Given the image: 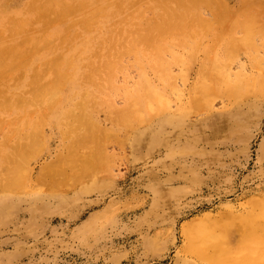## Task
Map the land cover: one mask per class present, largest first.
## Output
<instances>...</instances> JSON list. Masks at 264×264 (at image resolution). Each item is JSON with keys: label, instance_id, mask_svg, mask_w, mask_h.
<instances>
[{"label": "rangeland", "instance_id": "1", "mask_svg": "<svg viewBox=\"0 0 264 264\" xmlns=\"http://www.w3.org/2000/svg\"><path fill=\"white\" fill-rule=\"evenodd\" d=\"M241 7L249 9L250 13L246 9L242 11ZM224 10L236 15L231 12L232 19L228 18ZM238 10L242 17L237 15ZM203 17L212 19L214 25H209L212 29L208 26L210 21L207 24ZM255 17L259 18H256L257 23ZM222 19L232 24L223 23ZM243 23L246 25H241ZM250 26L253 27L249 29ZM253 28L261 33L257 30L251 33ZM223 29L224 34H230L222 35ZM177 34H182L185 40H179ZM247 34L254 41L250 40V48L249 42L244 41ZM263 34L264 0H0V264H221L229 259L233 261V257L236 260L229 264H243V260H249L244 264H264ZM217 38L224 41L220 39V44ZM233 39L237 41L234 44ZM175 45L179 47L176 49ZM232 45L246 48L239 51ZM252 45L257 48L255 51ZM179 56L181 61L175 59ZM217 63L224 66L213 68ZM164 64L169 67L158 70ZM109 69L113 70L111 74ZM207 69L215 73V81L212 82V73L208 74L212 80H207ZM144 77L162 89L165 101L162 111H147L134 104L136 99L141 101L136 94ZM108 78L113 85L108 83ZM231 85L235 86L234 93L227 92ZM209 91L212 94H208ZM199 102L206 104L207 109ZM89 120L92 123H86ZM109 132L120 133L116 135L120 140L114 137L111 144L108 140L113 137ZM36 134L38 138L33 136ZM39 137L41 147L37 145ZM91 137H95L93 145ZM115 140H119L118 143ZM100 142L103 143L100 145ZM29 145H35V152ZM23 147L32 150L30 155H24L28 152L25 151L24 158ZM96 148V154L87 157ZM98 151L102 157L98 156ZM71 157H79L81 161ZM90 157L92 162L87 159ZM16 158L21 159L19 162L24 168L17 165ZM84 159L89 160L90 165ZM83 162L88 164L87 168L97 167L93 168L96 171L90 169L94 174L84 175L86 165L79 166ZM77 164L79 169H85L80 171ZM17 166L19 170L15 169ZM10 168H13L11 172ZM64 169L67 172L63 174ZM68 173L72 178L76 174L77 179L80 176L83 179L77 181L74 177L70 182ZM11 176L17 185L23 186H18L20 190ZM5 182L12 188L16 186L14 189L20 192L11 187L4 190ZM185 228L192 231L190 237ZM252 231H257L256 236L263 235V239L253 233L250 237L248 233ZM245 234L251 241L248 237L247 241L243 239L244 243L241 240V245L239 238H245ZM246 251L252 253L250 259ZM236 252H240V256ZM237 257L243 258L242 261L238 262Z\"/></svg>", "mask_w": 264, "mask_h": 264}, {"label": "bare ground", "instance_id": "2", "mask_svg": "<svg viewBox=\"0 0 264 264\" xmlns=\"http://www.w3.org/2000/svg\"><path fill=\"white\" fill-rule=\"evenodd\" d=\"M203 1H206V0H203ZM213 1H214V0H213ZM187 2H188V1H187ZM189 2H190V1H189ZM210 2H211V1H210ZM248 2L250 3L251 1H248ZM190 3H191V2H190ZM192 3H193V2H192ZM253 3H254V2H253ZM170 4H172V3H170ZM204 4H205V3H204ZM206 4H207V3H206ZM210 4H211V3H210ZM218 4H219V3H218ZM218 4H217V5H218ZM254 4H255V3H254ZM186 5H187V4H186ZM207 5H209V4H207ZM224 5H225V7L227 6L226 4H224ZM200 6H201V2H200ZM203 6H204V5L202 4V7H203ZM209 6H210V5H209ZM209 6H208V8H209ZM250 6H251V5H250ZM187 7H188V5L186 6V8H187ZM211 7H212V6H211ZM259 7H260V6H259ZM189 8H190V7H189ZM226 8L228 9V6H227ZM226 8H225V10H227ZM241 8H242V7H241ZM176 9H177V8H176ZM176 9H175V10H176ZM190 9H191V8H190ZM206 9H207V8H205L204 10H206ZM244 9H246L247 11L249 10V9H247V8H242V11H243ZM259 9H260V8H259ZM173 10H174V9H173ZM187 10H189V9H187ZM191 10H192V9H191ZM195 10H197V8H196ZM201 10H202V9H201ZM208 10H209V9H208ZM210 10H211V9H210ZM225 10H224V11H225ZM246 10H245V13L248 14L249 11L246 12ZM60 11H61V10H60ZM146 11H147V10H146ZM170 11H172V10H170ZM177 11H178V10H177ZM183 11H184V10H183ZM202 11H203V10H202ZM217 11H218V9H217ZM242 11H241V12H242ZM250 11H252V10H250ZM189 12H190V11H189ZM189 12H188V13H189ZM198 12H199V11H198ZM212 12H213V11H212ZM226 12H227V11H225V13H224L225 15H226ZM231 12H232V11H231ZM231 12H230V13H231ZM238 12H239V10H238ZM254 12H257V11H254ZM254 12H253V13H254ZM217 13H218V12H217ZM227 13H228V15H229V16L227 15V17H228V18H231V19H232V16H231L232 13H233L234 15H236L234 12H232L231 14H230L229 12H227ZM249 13H250V12H249ZM201 14H204V13H201ZM207 14H211V13H207ZM224 14H223V15H224ZM242 14H243V13H242ZM247 14H246V15H247ZM261 14H262V13H261ZM99 15H100V14H99ZM176 15H177V12H176ZM211 15H212V14H211ZM214 15H215V14H214ZM214 15L212 16L213 18L215 17ZM216 15H217V14H216ZM237 15H241L240 12H239V14L237 13ZM243 15H244V14H243ZM252 15H253V14H252ZM27 16H28V15H27ZM181 16H182V15H181ZM206 16H208V15H206ZM209 16H210V15H209ZM221 16H222V14H220V18H221ZM261 16H262V15H261ZM170 17H171V16H170ZM197 17H198V16H197ZM210 17H211V16H210ZM217 17H219V16H216V18H217ZM223 17L225 18V16H223ZM238 17H239V16H238ZM241 17H242V15H241ZM251 17H252V16H251ZM171 18H172V17H171ZM203 18H204V17H203ZM207 18H208V17H207ZM234 18H235V17H233V20H234ZM236 18H237V17H236ZM236 18H235V19H236ZM239 18H240V17H239ZM244 18H245V16H244ZM244 18H243V19H244ZM248 18H249V15H248ZM248 18H245V19L248 20ZM252 18H254V17H252ZM256 18H258V17H255V20H256L255 23H257V21H258ZM262 18H263V17H262ZM179 19H180V18H179ZM182 19H183V18L181 17V20H182ZM184 19L186 20V18H184ZM201 19H202V18H201ZM204 19H205V18H204ZM204 19H203L202 22H204ZM237 19H238V18H237ZM240 19H241V18H240ZM240 19H238V20H240ZM258 19H259V18H258ZM155 20H156V19H155ZM165 20H166V19H165ZM193 20H194V19H193ZM205 20L207 21V22H206L207 24L209 23L208 21H210V24H208V26H209V25L211 26V23H212V25H214L213 22L211 21L212 19H211V20H209V19H208V20L205 19ZM214 20H215V19H214ZM218 20H219V19H218ZM225 20H227V18H225ZM225 20L222 19L223 23L229 22V21H226V22H225ZM247 20H246V21H247ZM249 20H251V18H250ZM253 20H254V19H253ZM255 20H254V21H255ZM183 21H184V20H183ZM183 21H181V22L183 23ZM191 21H192V20H191ZM195 21H196V20H195ZM200 21H201V20H200ZM219 21H220V20H219ZM243 21H244V20H243ZM243 21H242V22H243ZM251 21H252V20H251ZM251 21H250V23H251ZM261 21H262V20H261ZM261 21H260V22H261ZM177 22H178V21H177ZM177 22H176V23H177ZM189 22H190V21H189ZM230 22H231V21H230ZM230 22H229V23H226V24H228V25H229V24H232V22H231V23H230ZM240 22H241V21H240ZM247 22H249V21H247ZM247 22H246V23H247ZM252 22H253V21H252ZM161 23H162V22H161ZM217 23H218V22H217ZM220 23H222V22H220ZM246 23H243V24H241V25L244 26V25H246ZM157 24H158V23H157ZM170 24H171V23H170ZM183 24H185V23H183ZM192 24H193V21H192ZM207 24H205V25H207ZM251 24L253 25V23H251ZM166 25H167V24H166ZM176 25H177V24H175V22H174V25H173V26H176ZM178 25H179V23H178ZM194 25H195V24H194ZM199 25H200V24H199ZM224 25H225V24H224ZM228 25H226V26L228 27ZM247 25H248V23H247ZM258 25L261 26V24H258ZM184 26H185V25H184ZM184 26H183L182 30H184ZM190 26H191V25H190ZM195 26H196V25H195ZM210 26H209V28L212 29V28H211L212 26H211V27H210ZM226 26H225V29L228 30V28H230V27L226 28ZM230 26H231V25H230ZM239 26H240V25H239ZM243 26H242V27H243ZM253 26L256 27L257 25H253ZM253 26H250L249 29H250L251 27H253ZM171 27H172V26H171ZM181 27H182V26H181ZM201 27H202V25H201ZM203 27H204V26H203ZM233 27H235V26H233ZM236 27H237V26H236ZM240 27H241V26H240ZM246 27H247V26H246ZM156 28H157V26H156ZM189 28H190V27H189ZM162 29H164V28H162ZM170 29H171V28H170ZM170 29H169V30H170ZM204 29H206V26H205ZM210 29H208L207 32H208V31L210 32ZM220 29H222V28H220ZM233 29H234V28H233ZM233 29H232V30H233ZM236 29H237V28H236ZM173 30H174V28H173ZM173 30H171V31H173ZM182 30H181V31H182ZM251 30H252L251 33H253V32H254L255 30H257V29L254 30V28H253V29H251ZM253 30H254V31H253ZM200 31H201V30H200ZM213 31H214V30H213ZM216 31H217V28H216ZM223 31H224V29H223L221 32H220V31H219V32L222 33V35L230 34L229 32L224 34ZM234 31H235V29H234ZM234 31H233V32H234ZM237 31H238V30H237ZM165 32H166V29H165ZM194 32H195L196 34H198L195 30H194ZM207 32H206V33H207ZM226 32H227V31H226ZM230 32H231V31H230ZM257 32H260V31L257 30ZM176 33H177V32H176ZM182 33H183V31H182ZM187 33H188V32H187ZM211 33H213V32H211ZM211 33H210V34H211ZM244 33H245V32H244ZM244 33H243V34H244ZM246 33H247V32H246ZM251 33H248V34H251ZM260 33H261V32H260ZM260 33H259V34H260ZM147 34H148V30H147ZM147 34H146V35H147ZM167 34H168V33H167ZM171 34H173V33L171 32L169 35L171 36ZM183 34H184V33H183ZM210 34H209V35H210ZM234 34H235V33H234ZM234 34H232V35H234ZM240 34H241V33H240ZM240 34H239V35H240ZM248 34H247V36H248ZM257 34H258V33H257ZM257 34H256V35H257ZM161 35H162V34H161ZM179 35H180V34H179ZM179 35L177 34V37H179ZM189 35H190V34H189ZM191 35H192V34H191ZM205 35H207V34H205ZM220 35H221V34H220ZM237 35H238V34H237ZM261 35H262V34H261ZM263 35H264V34H263ZM143 36H145V35H143ZM193 36H194V34H193ZM193 36H192V37H193ZM202 36H203V35H202ZM207 36H208V35H207ZM211 36H212V35H211ZM244 36H245V35H243V37H242V38H243L242 41H241L242 43H243V40H244V38H245ZM249 36H250V38L248 39L249 41H247L246 39H247ZM249 36L244 40V41H246L245 44H246L247 42H249V44H247L248 47L251 45V42H250V40H251V35H249ZM253 36H254V35H253ZM257 36H258V35H257ZM257 36H256V37H257ZM145 37H146V36H145ZM158 37H159V36H158ZM160 37L162 38V36H160ZM182 37H183V36H182V34H181L179 40H180ZM194 37H195V36H194ZM197 37H198V36H197ZM205 37H206V36H205ZM214 37H215V36H214ZM235 37H236V36H235ZM262 37H263V36H262ZM127 38H128V37H127ZM140 38H141V36H140ZM140 38H139V39H140ZM167 38H168V37H167ZM201 38H202V37H201ZM225 38H226V37H225ZM145 39H146V38H145ZM176 39H177V38H176ZM183 39H184V38H182L181 40H183ZM194 39H195V38H194ZM203 39H204V38H203ZM220 39H221V38H217L216 40H219V43H220V41L222 40V39H221V40H220ZM223 39H224V38H223ZM228 39L230 40L231 38H228ZM237 39H238V38H237ZM240 39H241V38H239V41H240ZM129 40H130V39H129ZM136 40H137V39H136ZM142 40H144V39H142ZM153 40H154V39H153ZM184 40H185V39H184ZM184 40H183V41H184ZM201 40H202V39H201ZM225 40H226V39H225ZM231 40H232V39H231ZM231 40H230V41H231ZM233 40H234V41L232 42V44H234V42H235V39H233ZM126 41H127V40H126ZM131 41H132V38H131ZM131 41H130V42H131ZM144 41H145V40H144ZM157 41L159 42L160 40H157ZM163 41H165V40H163ZM222 41H224V40H222ZM227 41H228V40H227ZM251 41H252V40H251ZM124 42H125V41H124ZM130 42H129V43H130ZM140 42H142V41H140ZM150 42H151V40H150ZM153 42H154V41H153ZM196 42H197V40H196ZM236 42H237V41H236ZM236 42H235V43H236ZM252 42H254V41H252ZM125 43H126V42H125ZM136 43H137V42H136ZM148 43H149V42H148ZM148 43H147V44H148ZM156 43H157V42H156ZM181 43H182V42H181ZM181 43H180V45H183V44H181ZM184 43H185V42H184ZM214 43H215V42H214ZM221 43H222V42H221ZM221 43H220V44H221ZM225 43H227V42H225ZM242 43H241V44H242ZM260 43H261V42H260ZM141 44H142V43H141ZM151 44H152V43H151ZM153 44H154V43H153ZM165 44H167V43H165ZM185 44H186V43H185ZM198 44H199V43H198ZM212 44H213V43H212ZM217 44H218V43H217ZM217 44H216V45H217ZM228 44H229V43H228ZM254 44L257 45L256 43H254ZM262 44H263V43H262ZM138 45H139V43H138ZM158 45H159V46H158ZM158 45H156V47H157V46H158V47L161 46V44H159V43H158ZM199 45H200V44H199ZM216 45H215V46H216ZM242 45H243V44H242ZM146 46H147V45H146ZM152 46L154 47V45H152ZM176 46H177V45H175V47H176ZM206 46H207V45H206ZM209 46H210V45H209ZM209 46H208V48H209ZM219 46L221 47V45H219ZM227 46H228V45H227ZM147 47H148V46H147ZM150 47H151V46H150ZM150 47H148V48H150ZM170 47H171V46H170ZM175 47L173 46V48H175ZM178 47H179V46H178ZM178 47H176V49H177ZM180 47H181V46H180ZM217 47H218V46H217ZM231 47H232V48H236L237 46L233 47V45H232ZM238 47H240V46H238ZM238 47H237L236 50H239V51H240V49L242 50L245 46H243L242 48L240 47L239 49H238ZM251 47L253 48V45H252ZM259 47H260V46H258V48H259ZM135 48H136V47H135ZM137 48H138V47H137ZM182 48H183V46H182ZM182 48H181V49H182ZM203 48H204V47H203ZM245 48H246V47H245ZM249 48H250V47H249ZM130 49H131V48H130ZM154 49H155V48H154ZM154 49H151V50H154ZM156 49H157V48H156ZM159 49H161V47H160ZM163 49H164V48H163ZM163 49H162V50H163ZM165 49H166V48H165ZM211 49H212V48H211ZM215 49H216V47H215ZM226 49H227V51H228V48H227V47H226ZM230 49H231V48H230ZM230 49H229V50H230ZM255 49H257V48H255ZM255 49L253 48L254 51H255ZM134 50H135V49H134ZM168 50H170V49H168ZM168 50H166L167 53L169 52ZM202 50H203V49H202ZM213 50H214V47H213ZM216 50H218V49H216ZM220 50H221V48L219 49V53H220ZM231 50L234 51V52H239V51H235L234 49H231ZM243 50H244V49H243ZM128 51H129V50H128ZM131 51H132V49H131ZM170 51H173V50H170ZM197 51H198V50H197ZM33 52H34V51H33ZM151 52H152V51H151ZM174 52H176V51H174ZM184 52H186L185 49H184ZM217 52H218V51H217ZM123 53H125V52H123ZM157 53H159V52L156 51V54H157ZM163 53H165V52L163 51ZM171 53H172V52H171ZM205 53H206V51H205ZM213 53H215V52H213ZM213 53H209V54H213ZM230 53H232V52H229V54H230ZM239 53H240V52H239ZM125 54H126V53H125ZM148 54H149V53H148ZM165 54H166V53H165ZM165 54H163V55H165ZM207 54H208V53H207ZM209 54H208V56H209ZM234 54L238 56V53H237V54L234 53ZM248 54H249V53H248ZM120 55H121V54H120ZM126 55H127V54H126ZM126 55H125V57H126ZM131 55H132V53H131ZM131 55H130V56H131ZM154 55H155V54H154ZM160 55H161L160 57H162V53H161ZM227 55H228V54H227ZM249 55H250V54H249ZM122 56H123V55H122ZM128 56H129V55H128ZM128 56H127V57H128ZM147 56H148V55H147ZM174 56H176V55H174ZM195 56H196V54H195ZM213 56H214V54H213ZM221 56H222V55H221ZM237 56H236V57H237ZM252 56H253V55H252ZM157 57H158V59H159L158 61H160V63H161L162 60L160 59L159 55H158ZM164 57H165V56H164ZM185 57H186V56H185ZM214 57H216V56H214ZM227 57H228V56H227ZM230 57H232L231 59H234V56H233V55H231ZM230 57H229V58H230ZM236 57H235V61H236ZM21 58H22V57H21ZM21 58H20V59H21ZM150 58H152V57H150ZM177 58H179V60H180L181 57L179 56V57H176L175 59H177ZM206 58H207V57H206ZM253 58H254V57H253ZM16 59H17V58H16ZM20 59H19V60H20ZM22 59H23V58H22ZM118 59H119V58H118ZM221 59H222V58H220V60H221ZM184 60H185V59H184ZM204 60H205V59H204ZM225 60H227V59H225ZM6 61H7V60H6ZM20 61H21V60H20ZM121 61H122V59H121ZM145 61H146V60H145ZM145 61H144V62H145ZM151 61H152V59H151ZM155 61H156V59H155ZM180 61H181V60H180ZM202 61H203V60H202ZM202 61H201V62H202ZM230 61H232V63L234 62L233 60H230ZM237 61H238V60H237ZM54 62H55L54 64L57 65L56 61H54ZM70 62H71V61H70ZM109 62H110V61H109ZM112 62H113V61H112ZM117 62H118V61H117ZM136 62H137V61H136ZM207 62H208V60H207ZM216 62H217V61H216ZM4 63H5V62H4ZM4 63H3V65H4ZM44 63H45V62H44ZM71 63H72V62H71ZM114 63H115V62H114ZM158 63H159V62H158ZM163 63H165V62H163ZM177 63H178V62H177ZM177 63H176V64H177ZM204 63H205V62H204ZM208 63L211 64L212 62H208ZM214 63H215V60H214ZM115 64H116V63H115ZM118 64H119V63H118ZM156 64H157V62H156ZM5 65H6V64H5ZM58 65H59V64H58ZM162 65H163V64H162ZM162 65H161V66H162ZM182 65H184V64H182ZM218 65H223V64H222V63H221V64H218V63H217L216 67H213L214 65H213V66L211 65V66H212L213 68L218 69V67H217ZM228 65H230V63H228ZM239 65H240V63H239ZM0 66H2V64H1ZM53 66H54V65H53ZM104 66H105V65H104ZM104 66H103V67H104ZM108 66H109V65H108ZM124 66L127 67L126 65H124ZM128 66H129V64H128ZM158 66H159V65H158ZM165 66H166V65L164 64L163 68H161V67L159 68V67H158V70L160 69V71H161V69H164ZM205 66H206V65H205ZM223 66H224V65H223ZM223 66H222V67H223ZM55 67H56V66H55ZM132 67H133V65L131 66V68H132ZM154 67H155V65H154ZM168 67H169V66H168ZM168 67H165V68H168ZM206 67H207V66H206ZM225 67H226V66H225ZM256 67H257V65H256ZM258 67H259V65H258ZM98 68H99V67H98ZM105 68L107 69V67H105ZM105 68H104V70H105ZM138 68H139V67H138ZM138 68H137V69H138ZM209 68H210V66H209ZM219 68H221V67H219ZM241 68H244V67L241 66ZM99 69H100V68H99ZM147 69H148V68H147ZM211 69H212V68H211ZM211 69H207V70H206L207 72L205 73V76L208 75L209 73H210V74L212 73V72H208V71L211 70ZM230 69H231V68H230ZM46 70H47V69H46ZM107 70H108V69H107ZM168 70H170V68H169ZM171 70H172V69H171ZM204 70H205V68H204ZM221 70H222V69H221ZM225 70H226V69H225ZM101 71H102V70H101ZM109 71H110V74H111V72H112L113 70L111 71V69H109ZM129 71H130V70H129ZM164 71H165V70H164ZM164 71H162V73H164ZM212 71H213V70H212ZM214 71H215V70H214ZM228 71H229V70H228ZM261 71H263V70L261 69ZM47 72H49V71H47ZM103 72H104V71H103ZM125 72H126V71H125ZM168 72H169V71H168ZM168 72H167V73H168ZM201 72H203V71H201ZM201 72H200V73H201ZM221 72H222V71H221ZM239 72H240V69H239ZM171 73H172V72H171ZM171 73H170V74H171ZM222 73H224V71H223ZM260 73H261V72H260ZM263 73H264V72H263ZM59 74H60V73H59ZM101 74H102V73H101ZM213 74L215 75L214 72L210 75L211 78H212L213 80L210 79V76H209V75L207 76V77H208L207 80H208V79H209L210 81L212 80V82L215 81L216 79L214 80V78H216V76L213 77V76H214ZM150 75H151V74H150ZM168 75H169V74H168ZM171 75H172V74H171ZM179 75H180V74H179ZM220 75H221V74H220ZM227 75H229V74H227ZM240 75H241V74H240ZM244 75H245V74H243V77L245 78ZM254 75H255V74H254ZM114 76H115V75L113 74L112 77H114ZM173 76H175V74H174ZM173 76H172L171 78H173ZM200 76H201V75H200ZM205 76H202V78H204V80L206 79ZM217 76H218V75H217ZM57 77H58V76H57ZM59 77H60V76H59ZM59 77H58V78H59ZM78 77H79V76H78ZM106 77H108V76H106ZM150 77H151V76H150ZM154 77H155V76H154ZM161 77H162V76H161ZM221 77H222V76H221ZM240 77H241V76H240ZM151 78H152V77H151ZM163 78H164V76H163ZM224 78H225V77H224ZM246 78H247V77H246ZM59 79L61 80L62 78H59ZM108 79H109V78H108ZM143 79H144V80H142L143 82H142V84H141V86H140V90H139L138 93L136 94V95H137V98H138V95H140V99H141V101H139V100L136 99L134 104L137 105V106H141L142 109L147 110V111L150 110V109L158 110V111L161 110V111H162V110L165 108V105H164V102H165V101H164V99H163V94H164V93L162 92V89H161L159 86L153 85L154 83L151 84V82H149V81L147 80L146 77H144ZM155 79H156V78H155ZM164 79H165V78H164ZM109 80H110V81H109ZM109 80H108V83H110V82L112 83V79L110 78ZM207 80H205V82H206ZM217 80H219L218 77H217ZM221 80H222V79H221ZM62 81H63V79H62ZM219 81H220V80H219ZM223 81H224V80H223ZM241 81H242V80H241ZM241 81H240V82H241ZM33 82H34V81H33ZM52 82H53V81H52ZM58 82H59V81H58ZM63 82H64V81H63ZM154 82H155V81H154ZM172 82H173V81H172ZM221 82H222V81H221ZM227 82H228V83H227ZM227 82H226V83L229 84V81H227ZM248 82H249V81H248ZM252 82H253V81H252ZM263 82H264V81H263ZM31 83H32V82H31ZM56 83H57V82H56ZM94 83H95V82H94ZM226 83H225V84H226ZM244 83L246 84L245 81H244ZM244 83H243V84H244ZM34 84H35V83H34ZM45 84H47V83H45ZM57 84H58V83H57ZM162 84H163V83H162ZM198 84H199V82H198ZM212 84H215V83H212ZM238 84H239V83H238ZM240 84H241V83H240ZM251 84H252V83H251ZM260 84H261V83H260ZM58 85H59V84H58ZM60 85H61V83H60ZM60 85H59V86H60ZM111 85H113V83H112ZM159 85H160V84H159ZM199 85H200V84H199ZM215 85H216V84H215ZM246 85H247V84H246ZM253 85H255V83H253ZM257 85H258V84H257ZM261 85H262V84H261ZM51 86H53V85L51 84ZM108 86H109V85H108ZM115 86H116V85H115ZM128 86H129V85H128ZM197 86H198V85H197ZM207 86H208V85H207ZM209 86L214 87V86H212V85H209ZM217 86H218V85H217ZM219 86H221V85H219ZM231 86H232V85H231ZM236 86H237V85H236ZM239 86H240V85H238L237 87H239ZM242 86H243V85H242ZM41 87H42V86H41ZM45 87H46V86H45ZM57 87H58V86H57ZM61 87H62V86H61ZM110 87H111V86H110ZM132 87H133V86H132ZM164 87H165V86H164ZM192 87H194V86L192 85ZM233 87L235 88V86H232V87H229V88L227 89L228 91H227V90H225V91H227L228 93H234ZM237 87H236V89H237ZM246 87H248V85H247ZM246 87H245V89H246ZM255 87H256V86H255ZM98 88H100V87H98ZM103 88H104V86H103ZM115 88H116V87H115ZM215 88H216V87H215ZM239 88H241V87H239ZM256 88H257V87H256ZM258 88H259V87H258ZM33 89H34V88H33ZM41 89H42V88H41ZM53 89H54V88H53ZM112 89L114 90V88H112ZM137 89H138V88H137ZM137 89H136V90H137ZM195 89H196V88H195ZM200 89H201V88H200ZM204 89H205V87H204ZM222 89H223V88H222ZM222 89H221V90H222ZM236 89H235V90H236ZM249 89H251V88L249 87ZM252 89H253V88H252ZM254 89H255V88H254ZM254 89H253V90H254ZM74 90H75V89H74ZM103 90H104V89H103ZM191 90H192V89H191ZM196 90L198 91L199 89H196ZM201 90H202V89H201ZM212 90H213V88H212ZM215 90H216V89H215ZM215 90H214V91H215ZM237 90H239V89H237ZM253 90H252V93H253ZM39 91H41V90H39ZM56 91H57V90H56ZM101 91H102V90H101ZM109 91H110V90H109ZM197 91H196V93H197ZM217 91H219V89H218ZM241 91H242V90H241ZM246 91L249 92L248 90H246ZM48 92H49V90L47 91V93H48ZM53 92H54V90H53ZM103 92H104V91H103ZM206 92H207V91H206ZM209 92H210V91H209ZM209 92H208V94H212V91H211L210 93H209ZM254 92H255V91H254ZM38 93H39V92H38ZM114 93H115V92H114ZM117 93H118V92H117ZM129 93H130V92H129ZM199 93H200V92H199ZM201 93H202V91H201ZM221 93H222V91H221ZM224 93H225V92H224ZM50 94H51V93H50ZM70 94H71V93H70ZM101 94H102V93H101ZM104 94H105V93H104ZM104 94H103V95H104ZM119 94H120V93H119ZM127 94H128V93H127ZM35 95H36V93H35ZM35 95H34V96H35ZM43 95H44V94H43ZM52 95H53V94H52ZM123 95H124V94H123ZM131 95H132V94H131ZM218 95H219V94H218ZM71 96H72V95H71ZM104 96H105V95H104ZM113 96H114V95H113ZM113 96H112V97H113ZM132 96H133V95H132ZM132 96H131V97H132ZM141 96H143V98H142ZM195 96H196V94H195ZM214 96H215V95H214ZM220 96H221V95H220ZM222 96H224V94H223ZM246 96H248V95L246 94ZM106 97H107V95H106ZM209 97H210V96H209ZM244 97H245V96H244ZM33 98H34V97H33ZM110 98H111V97H110ZM118 98H119V97H118ZM193 98H194V97H193ZM230 98H231V97H230ZM36 99H37V98H36ZM206 99H207V98H206ZM213 99H214V98H213ZM242 99H243V97H242ZM114 100H115V99H114ZM209 100H210V99H209ZM5 101H7V100H5ZM29 101H30V100H29ZM48 101H49V100H48ZM107 101H108V100H107ZM111 101H112V100H111ZM127 101H128V100H127ZM198 101H201V99L198 100ZM198 101H197V102H198ZM211 101H212V99L210 100V102H211ZM235 101H236V100H235ZM237 101H238V100H237ZM239 101H240V100H239ZM9 102H10V101H9ZM166 102H167V100H166ZM202 102H203V101H202ZM202 102H199V104H200L201 107H203V105H204V104H203L204 102H203V103H202ZM213 102H214V101H213ZM5 103H6V102H5ZM43 103H44V102H43ZM191 103H193V102H191ZM6 104H7V103H6ZM19 104H20V103H19ZM19 104H18V105H19ZM194 104H195V103H194ZM194 104H193V105H194ZM208 104L210 105V103H208ZM113 105H114V104H113ZM197 105H198V104H197ZM205 105H206V104H205ZM205 105H204V107H206V109H207L208 106H205ZM20 106H21V105H20ZM102 106H103V105H102ZM109 106H110V105H109ZM126 106H127V105H126ZM131 106H132V105H131ZM22 107L24 108V106H22ZM70 107H71V106H70ZM135 107H136V106H135ZM195 107H197L196 104H195ZM209 107H210V106H209ZM132 108H133V107H132ZM139 108H140V107H139ZM167 108H168V107H167ZM169 108H170V107H169ZM197 108H199V107H197ZM197 108H196V110H197ZM70 109H71V108H70ZM209 109H210V108H208V110H209ZM67 110H69V109H67ZM144 110H143V112H144ZM153 110H152V111H153ZM122 111H123V110H122ZM129 111H130V110H129ZM134 111H135V110H134ZM167 111H168V110H167ZM169 111H170V110H169ZM172 111H173V110H172ZM125 112H126V111H125ZM130 112H132V111H130ZM156 112H157V111H156ZM144 113H145V112H144ZM150 113H151V111H150ZM208 113H209V112H208ZM104 114H107V113H104ZM114 114H115V112H114ZM116 114H117V112H116ZM121 114H123V112H121ZM130 114H131V113H130ZM133 114H134V113H133ZM138 114H139V113H138ZM140 114H141V113H140ZM123 115H124V114H123ZM126 115H127V114H126ZM126 115H125V116H126ZM84 116H85V114H84ZM133 116H135V114H134ZM133 116H132V117H133ZM203 116H204V115H203ZM86 117H87V116H86ZM102 117H103V116H102ZM117 117H119V115H118ZM123 117H124V116H123ZM132 117H131V118H132ZM135 117H136V116H135ZM154 117H156V116H154ZM154 117H153V118H154ZM165 117H166V116H165ZM34 118H35V117H34ZM106 118H107V117H106ZM111 118L113 119V117H111ZM125 118H126V117H125ZM153 118H152V119H153ZM83 119H84V118H83ZM86 119H88V118H86ZM108 119H110V118H108ZM108 119H107V120H108ZM115 119H116V118H115ZM118 119H119V118H118ZM136 119H137V117H136ZM140 119H142V118H140ZM162 119H163V118H162ZM91 120H92V119H91ZM118 121H119V120H118ZM122 121H123V120H122ZM126 121H127V120H126ZM134 121H135V120H134ZM136 121H137V120H136ZM140 121H142V120H140ZM143 121H144V120H143ZM130 122H131V121H130ZM86 123H92V122H90V120H89V122H86ZM119 123H120V122H119ZM123 123H124V122H123ZM125 123H128V122H125ZM43 124H44V123H43ZM93 124H94V123H93ZM121 124H122V123H121ZM121 124H120V125H121ZM131 124H132V123H131ZM146 124H147V123H146ZM73 125H74V124H73ZM124 125H125V124H124ZM133 125H134V124H132V126H133ZM4 126H5V125H4ZM125 126H126V125H125ZM129 126H130V125H129ZM137 126H139L138 123H137ZM127 127H128V126H127ZM139 127H140V126H139ZM77 128H78V127H77ZM92 128H93V127H92ZM98 128H99V126H98ZM115 128H116V127H115ZM119 128H120V127H119ZM119 128H118V129H119ZM124 128H125V127H124ZM3 129H4V128H3ZM9 129H10V128H9ZM38 129H39V128H38ZM41 129H42V128H41ZM128 129H129V128H128ZM15 130H16V129H15ZM94 130H95V129H93V131H94ZM130 130H131V129H130ZM132 130H134V128H133ZM132 130H131V131H132ZM1 131H2V130H1ZM17 131H18V130H17ZM17 131H16V132H17ZM22 131H23V130H22ZM36 131H37V130H36ZM105 131H111V130H104V132H105ZM33 132H34V131H33ZM90 132H91V131H90ZM97 132H98V131H97ZM119 132H120V131H119ZM123 132H124V130H123ZM123 132H122V133H123ZM143 132H144V131H143ZM0 133H2V132H0ZM21 133H22V132H21ZM38 133H39V132H38ZM38 133H37V134H38ZM106 133H107V132H106ZM109 133L112 135L113 139L110 138V140H108V141H111V140H114V139L117 138L116 135H118V134H116V135H115V133L112 134L113 132H112V133L109 132ZM122 133H121V134H122ZM37 134H36V135H33V136L36 137V138H38V135H37ZM41 134H42V133H41ZM48 134H49V132H48ZM107 134H108V133H107ZM28 135H29V134H28ZM49 135H50V134H49ZM98 135H99V134H98ZM105 135H106V134H105ZM92 136H93V132H92ZM96 136H97V135H96ZM118 136H120V133H119ZM34 137H33V138H34ZM41 137H42V135H41ZM49 137H51V136H49ZM99 137H100V136H99ZM99 137H98V139H99ZM105 137H106V141H107V136H105ZM105 137H103V138H105ZM114 137H116V138H114ZM145 137H146V136H145ZM87 138H88V137H87ZM89 138H90V137H89ZM91 138H92V137H91ZM103 138H102L101 141H103ZM40 139H41V138L39 137V139H38L39 142H37V145L40 144V142H42V140L40 141ZM49 139H50V138H49ZM94 139H95V137L92 138V141H93V142H91L92 145H93V143H94ZM96 139H97V138H96ZM117 139H119V138H117ZM43 140H44V139H43ZM50 140H51V139H50ZM90 140H91V139H90ZM119 140H120V139H119ZM119 140H115V141L117 142V141H119ZM134 140H135V139H134ZM34 141H35V139H34ZM36 141H37V140H36ZM84 141H85V140H84ZM88 141H89V140H88ZM30 142H31V141H30ZM86 142H87V140H86ZM103 142H104V141H103ZM103 142H102V143H103ZM140 142H141V141H140ZM32 143H33V140H32ZM82 143H83V142H82ZM87 143H88V142H87ZM91 143H90V144H91ZM96 143L99 144L97 141H96ZM102 143L100 142V145H101ZM105 143H106V142H105ZM112 143H114V142L111 141V144H112ZM117 143H118V142H117ZM34 144L36 145L35 142H34ZM74 144H75V143H74ZM85 144H86V143H85ZM88 144H89V143H88ZM88 144H86V145H88ZM109 144H110V143H109ZM109 144H108V145H109ZM140 144H141V143H140ZM35 145H34V146H35ZM108 145H107V147H108ZM113 145H115V144H113ZM22 146H23V144H22ZM31 146H32V145H31ZM34 146H33V147H30V145H29L28 148L30 147L31 149H33V148H35ZM83 146H84V145H83ZM103 146H104V145H103ZM103 146H102V149H103V148L105 149V147H103ZM131 146H132V145H131ZM25 147H26V146H25ZM38 147H41V146L38 145ZM38 147H37V148H38ZM95 147H97V146L95 145ZM136 147H138V146H136ZM76 148H77V147H76ZM85 148H86V147H85ZM18 149H19V148H18ZM50 149H51V148H50ZM79 149H80V148H79ZM88 149H89V146H88L87 150H88ZM104 149H103V150H104ZM16 150H17V149H16ZM21 150H22V148H21ZM34 150H36V148L33 149V151H34ZM60 150H61V149H60ZM62 150H63V149H62ZM80 150H81V149H80ZM97 150H98L97 148H96L95 150H92L93 152L91 151L87 157H89L92 153H93V154H92L91 156H93L94 154H96ZM103 150L99 149V151H101V152H104ZM17 151H18V150H17ZM25 151H26V152L28 151V152L25 153ZM30 151L32 152V150H30ZM30 151L27 150V149H24V147H23V151H22V154H21L22 157L24 158V155H26V154H29V155H30ZM38 151H40V150H38ZM41 151H42V149H41ZM45 151H46V150H45ZM78 151H79V150H78ZM95 151H96V152H95ZM99 151H98V152H99ZM6 152H7V151H6ZM19 152H21V151L19 150L18 153H19ZM34 152H35V151H34ZM106 152H107V151H106ZM18 153H16V154H18ZM24 153H25V154H24ZM39 153H41V152H39ZM74 153H76V152L74 151ZM78 153H79V152H78ZM86 153H87V152H86ZM23 154H24V155H23ZM32 154H33V153H32ZM37 154H38V152H37ZM71 154H72V153H71ZM87 154H88V153H87ZM97 154H98V153H97ZM102 154H103V153H102ZM104 154H105V153H104ZM106 154H107V153H106ZM21 155H20V156H21ZM29 155H28V157H27V160L25 159L26 161H28ZM58 155H59V154H58ZM79 155H80V154H79ZM99 155L101 156V153H100V152H99L98 156H99ZM113 155H114V154H113ZM18 156H19V155H18ZM20 156H19V157H20ZM70 156H71V155H70ZM73 156H74V155H73ZM77 156H78V154H77ZM80 156H81V155H80ZM95 156H96V155H95ZM95 156H94V157H95ZM110 156H112V155H110ZM116 156H117V155H116ZM16 157H17V155H16ZM60 157H62V156H60ZM83 157H84V156H83ZM94 157H93V158H94ZM96 157H97V156H96ZM96 157H95V159H96ZM101 157H102V156H101ZM105 157H107V156H105ZM108 157H109V156H108ZM30 158H31V157H30ZM71 158L73 159V157H71ZM71 158H70V159H71ZM97 158H98V157H97ZM103 158H104V157H103ZM67 159H68V158H66V160H67ZM74 159H75V160L78 159V160H77V162H78L81 158L79 159V157H78V158H74ZM74 159H73V160H74ZM82 159H83V158H82ZM85 159H86V158H85ZM85 159H84V161H85ZM87 159H89V160L91 161L92 157L87 158ZM98 159L100 160L101 158H98ZM16 160H17V158H16ZM16 160H15V161H16ZM20 160H21V159H19V161H20ZM64 160H65V158H64ZM89 160H87V161H88V164H89ZM99 160H98V161H99ZM10 161H12V160H10ZM19 161L17 160V163H18ZM23 161H24V159H23ZM59 161H61V159H60ZM68 161H69V159H68ZM68 161H66V162H68ZM80 161H81V160H80ZM87 161H85V162H87ZM93 161H95V160H93ZM105 161H106V160H105ZM107 161H108V160H107ZM24 162H25V161H24ZM55 162H56V161H55ZM55 162H54V163H55ZM70 162H71V161H70ZM72 162H73V161H72ZM91 162H92V161H91ZM22 163H23V162H22ZM51 163H52V162H51ZM51 163H50V164H51ZM64 163H65V162H64ZM73 163H74V162H73ZM73 163H72V164H73ZM79 163H80V162H79ZM10 164H11V163H10ZM14 164H15V166H16V163H14ZM19 164H20V166H21V162H19L17 165H19ZM56 164H57V163H56ZM69 164H70V163L68 162V165H69ZM75 164H76V163H75ZM84 164H85V163L83 162V164H79V166H80V165L83 166ZM88 164H87V165H88ZM110 164H111V162H110ZM52 165H53V163H52ZM54 165H55V164H54ZM58 165H59V164H58ZM62 165H63V164H62ZM73 165H74V164H73ZM73 165H72V166H73ZM85 165H86V164H85ZM87 165H86V170H87V171H90V169L94 170L95 168H97V167H91V166H90L91 168H89V166H88V168H87ZM89 165H90V164H89ZM100 165H101V164H100ZM27 166H28V165H27ZM50 166H51V165H50ZM60 166H61V165H60ZM60 166H59V168H60ZM70 166H71V165H70ZM70 166H69V168H70ZM79 166H78V164H77L76 167L79 169ZM101 166H102V165H101ZM0 167H1V166H0ZM13 167H14V166H13ZM21 167L24 168L23 166H21ZM51 167H52V166H51ZM56 167H58V166H56ZM74 167H75V166H74ZM84 167H85V166H84ZM22 168H20V169H22ZM53 168H54V167H53ZM63 168H64V166H62L61 169L63 170ZM67 168H68V166H67ZM80 168H81V167H80ZM93 168H94V169H93ZM5 169H6V167H5ZM11 169H13V168H10V170H9L10 172H11ZM15 169H16V170H17V169L19 170L18 166H17V168H15ZM15 169H14V170H15ZM50 169H52V168H50ZM55 169H56V168H55ZM55 169H54V171H55ZM83 169H85V168L82 167V168L79 169V170H80V171H81V170L83 171ZM100 169H101V168H100ZM3 170H4V169H3ZM46 170H47V168H46ZM70 170H71V169H70ZM74 170H76V169H74ZM79 170H76L75 172L79 173V172H78ZM92 170H91V171H92ZM105 170H106V169H105ZM22 171H23V169H22ZM41 171L43 172V170H41ZM57 171H58V170H57ZM57 171H55V173H57ZM65 171L67 172V169H64L63 174H64ZM68 171H69V170H68ZM84 171H85V170H84ZM87 171H85V172L88 173ZM91 171H90L91 174H90V173H88V174L84 173V175H87V176L90 175V176H91L92 173L94 174V172H93V171L91 172ZM94 171H96V170H94ZM98 171H99V170H98ZM3 172H5V171H3ZM6 172H7V171H6ZM13 172H14V171H13ZM42 172H41V173H42ZM59 172H60V170H59ZM59 172H58V173H59ZM72 172H73V170H72ZM102 172H103V171H102ZM15 173H16V172H15ZM17 173H18V172H17ZM26 173H27V172H26ZM45 173H46V172H45ZM45 173L43 172V174H45ZM52 173H53V172H52ZM70 173H71V172H70ZM95 173H96V172H95ZM8 174H9V172H8ZM8 174H6V175H7V176H6L7 179H9ZM13 174H14V173H13ZM21 174H22V172H21ZM24 174H25V172H24ZM39 174H40V172H39ZM46 174H47V173H46ZM61 174H62V173H61ZM63 174L60 175V173H59V176H63ZM79 174L81 175V172H80ZM82 174H83V173H82ZM10 175H11V174H10ZM17 175H18V174H17ZM49 175L51 176V174H49ZM66 175H67V173H66ZM68 175H69V173H68ZM80 175H79V176H80ZM112 175H113V174H112ZM118 175H119V174H118ZM13 176H14V175H13ZM13 176H11V177H12V178H11V181L14 180V179H13ZM41 176H42V175H41ZM55 176H56V175L54 174V178H55ZM71 176H72V175H71ZM71 176L69 175V178H68L70 182H71V181L74 179V177L77 176V175L75 174V176H74V174H73V176H74L73 178H72ZM87 176H86V177H87ZM93 176H94V175H93ZM21 177H22V176H21ZM23 177H24V176H23ZM45 177H46V176H45ZM17 178H18V179H17ZM65 178L67 179V176H66ZM75 178H76V177H75ZM80 178H81V176H80ZM80 178H79V179L76 178L77 181H78V180L81 181V180L83 179V178H81V180H80ZM88 178H89V177H88ZM15 179H17V183H19V181H18V180H19V177L17 176ZM39 179H40V178H39ZM44 179H45V178H44ZM48 179H49V178H48ZM68 179H67V181H68ZM71 179H72V180H71ZM76 179H75L74 181H75V185L77 186L76 183H78V182L76 181ZM5 180H6V179H5ZM46 180H47V179H46ZM49 180H50V179H49ZM52 180H53V179H52ZM90 180H91V179H90ZM15 181H16V180H15ZM20 181H21V179H20ZM26 181H27V180H26ZM58 181H59V179H57V184H58ZM60 181H61V180H60ZM65 181H66V180H65ZM65 181H64V183H65ZM7 182H9V181H7ZM7 182H5L4 185H3L4 190H5V188L8 189L7 187H11V186H12V185L7 184ZM43 182H44V181H43ZM62 182H63V181H62ZM72 182H73V181H72ZM85 182H86V181H85ZM13 183H15V185H17L16 182L13 181ZM21 183H23V182H21ZM46 183H47V182H46ZM50 183H51V181H50ZM66 183H67V182H66ZM66 183H65V184H66ZM1 184H2V183H1ZM11 184H12V183H11ZM27 184H28V183H27ZM48 184H49V183H48ZM61 184H62V183H61ZM61 184H60V186H61ZM69 184H70V183H69ZM69 184H67V186L70 187ZM8 185H9V186H8ZM13 185H14V184H13ZM15 185H14V186H15ZM20 185H21V184H20ZM20 185H17V188H18V186L20 187ZM31 185H33V184H31ZM71 185H72V184H71ZM78 185H79V183H78ZM21 186H22V185H21ZM57 186H58V185H57ZM63 186H64V184H63ZM12 187H13V186H12ZM12 187H11V189H14L16 186H15L14 188H12ZM22 187H23V186H22ZM49 187H51V186H49ZM49 187H48V189H49ZM61 187H62V186H61ZM1 188H2V185H0V189H1ZM54 188L56 189V185H54ZM57 188H60V187L58 186ZM18 189H19V188H18ZM18 189H14V190H16L17 192H20V191H18ZM20 189H21V188H20ZM20 189H19V190H20ZM63 189H64V188L62 187L60 190H63ZM52 190H53V189H52ZM1 191H2V190H1ZM16 191H14V192H16ZM61 192H62V191H61ZM3 193H4V192H3ZM29 193H30V192H29ZM55 193H56V192H55ZM57 193H58V192H57ZM27 195H28V194H27ZM5 196H6V195H5ZM18 196H19V195H18ZM23 196H24V195H23ZM20 197H21V195H20ZM20 197H19V198H20ZM256 198H257V197H256ZM5 199L7 200V198H5ZM7 202H8V201H7ZM9 202H10V201H9ZM255 202H257V201H255ZM259 202H260V201H259ZM263 202H264V201H263ZM259 204H260V203H259ZM261 205H262V204H260L259 206H261ZM0 207H1V206H0ZM261 207H262V206H261ZM256 208H257V207H256ZM263 209H264V207H263ZM259 210H262V209L259 208ZM209 216H210V215H209ZM255 216H257V215H255ZM258 216H260V214H258ZM258 216H257V217H258ZM261 217H262V216H261ZM247 219H249V218H247ZM201 222H202V221H201ZM231 222H232V221H231ZM239 222H241V221H239ZM210 223H211V221H210ZM220 223H221V222H220ZM227 223H228V222H227ZM212 224H214V226L216 225L214 222H212ZM212 224H211V225H212ZM228 224H229V223H228ZM232 224H233V223H232ZM205 225H206V224H205ZM209 225H210V224H209ZM220 225H222V224H220ZM220 225H219V226H220ZM240 225H241V224H240ZM243 225H244V224H243ZM229 226H230V225H229ZM234 226H236V225H234ZM256 226H258V225H256ZM205 227H208V226H205ZM188 228H189V227H188ZM188 228H185V232L187 233V237H190L192 231H189ZM191 228H193V227H191ZM215 228H216V230L219 229V228H217V227H215ZM215 228H214V230H215ZM199 229H200V227H199ZM224 229H225V228H224ZM242 229H243V228H242ZM242 229H241V230H242ZM202 230H203V229H202ZM216 230H215V231H216ZM220 230H221V228H220ZM254 230H255V229H254ZM218 231H219V230H218ZM218 231H217V232H218ZM221 231H222V230H221ZM227 231H228V230H227ZM210 232H211V231H210ZM223 232H225V230L222 231L221 233H223ZM242 232H243V231H242ZM254 232H255V233H253V231L250 232V233H248L249 236H250V235L253 236V234H254L255 237H257V238H262L263 235L260 237V234L258 233L259 236H256L255 234H256L257 231H254ZM263 232H264V231H263ZM211 233L214 234V232H211ZM225 233H227V232H225ZM251 233H253V234H251ZM204 234H205V233H204ZM204 234H203V235H204ZM208 234H209V233H208ZM248 234H247V235H248ZM195 235H198V234H195ZM206 235H207V233H206ZM206 235H205V236H206ZM223 235H224V234H223ZM242 235H243V234H242ZM221 236H222V235H221ZM249 236H246V234H245V238H241V239L239 238L240 241H238V242H241V240H243V239H245V240L247 241ZM252 236H250V237H252ZM202 237H203V236H202ZM202 237H201V238H202ZM227 237H228V233H227ZM239 237H240V236H239ZM242 237H244V236H242ZM250 237H249V240L251 241V238H250ZM204 238H205V237H204ZM225 238H226V237H225ZM225 238H224V239H225ZM246 238H247V239H246ZM257 238H256V239H257ZM219 239H220V236H219ZM219 239H218V241H219ZM221 239H222V238H221ZM256 239H255V242H256ZM262 239H263V238H262ZM199 240L201 241L202 239H199ZM245 240H243L242 242L244 243ZM260 240H261V239H260ZM191 241H192V240H191ZM200 241H198V243H199ZM202 241H203V240H202ZM262 241H264V240H262ZM206 242H208V241H206ZM206 242H205V243H206ZM209 242H210V241H209ZM223 242H224V241H223ZM223 242H222V243H223ZM225 242L227 243V240H226ZM236 242H237V239H236ZM242 242L240 243L241 245L243 244ZM253 242H254V241H253ZM195 243H197V241H195ZM195 243H192V245H193V244L195 245ZM210 243H211V242H210ZM251 243H252V242H251ZM260 243H261V242H260ZM199 244H200V243H199ZM202 244H203V243H202ZM207 244H208V243H207ZM240 244H239V245H240ZM252 244H253V243H252ZM192 245H191V246H192ZM194 245H193V246H194ZM215 245H216V244H215ZM217 245H218V244H217ZM228 245H229V244H228ZM263 245H264V244H263ZM232 246H233V245H232ZM245 246H246V245H245ZM194 247H195V246H194ZM199 247H200V246H199ZM229 247H230V246H229ZM243 247H244V246H243ZM246 247H247V246H246ZM262 247H263V249H264V246H262ZM195 248H197V246H196ZM205 248H206V247H205ZM212 248H213V247H212ZM218 248H219V246H218ZM220 248H221V247H220ZM241 248H242V247H241ZM255 248H256V247H255ZM186 249H187V248H186ZM189 249H190V248H189ZM193 249H194V248H193ZM216 249H217V247H216ZM225 249H226V248H225ZM227 249H228V248H227ZM236 249H237V248H236ZM236 249H235V251H236ZM239 249H240V247H239ZM250 249H251V248H250ZM250 249H249V247H248V250H250ZM253 249H254V248H253ZM263 249H262V251H263ZM200 250H201V249H200ZM200 250L198 251V253H200ZM221 250H222V249H221ZM231 250H233V253H234V248L231 249ZM243 250H247V249H243ZM243 250H242V251H243ZM187 251H188V250H187ZM191 251H192V250H191ZM229 251H230V250H228V253H229ZM238 251H239V250H238ZM240 251H241V250H240ZM251 251H252V250H251ZM259 251H260V249H258V254L260 255ZM195 252H196V251H195ZM225 252H226V251H225ZM231 252H232V251H231ZM260 252H261V251H260ZM226 253H227V252H226ZM236 253H237V255H238V253H239L238 256H240V252H236ZM236 253H235V254H236ZM246 253H247V251H246ZM246 253H245V254H246ZM263 253H264V252H263ZM263 253H262V254H263ZM215 254H216V252H215ZM230 254H231V253H230ZM241 254H242V252H241ZM251 254H252V253H251ZM251 254L247 253L248 257H247V256H246V257L250 259L249 256H251ZM218 255H219V254H218ZM222 255H223V254H222ZM255 255H256L255 257H258V256H257V253H256ZM199 256H200V254H199ZM241 256H242V255H241ZM243 256H244V254H243ZM260 256H261V255H260ZM217 257H218V256H217ZM229 257H231V256H229ZM251 257H252V256H251ZM255 257H254V259H255ZM247 258H246V259H247ZM262 258H263V257H262ZM222 259H223V258H222ZM226 259H227V258H226ZM228 259H229V258H228ZM232 259H233V261L236 260V258H234V257H233ZM234 259H235V260H234ZM237 259H238V257H237ZM240 259H241V258H240ZM240 259H238V260H239L238 262H240ZM242 259H243V258H242ZM242 259H241V261H242ZM244 259H245V256H244ZM259 259H260V258H259ZM255 260H257V259H255ZM229 261H230L231 263L233 262L231 259H229ZM229 261H228V262H229ZM246 261H248V263H249V260H245V262H246ZM250 261H252V260H250ZM219 262H220V261H219ZM228 262H226V263H228ZM230 262H229V263H230ZM238 262H237V263H238ZM242 262H243V264L245 263L244 260H243ZM259 262H260V261H259ZM226 263H225V262H222L221 264H226ZM229 263H228V264H229ZM254 263H255V262H254ZM254 263H253V264H254ZM219 264H220V263H219ZM233 264H235V262H234ZM257 264H258V263H257ZM261 264H262V263H261Z\"/></svg>", "mask_w": 264, "mask_h": 264}]
</instances>
